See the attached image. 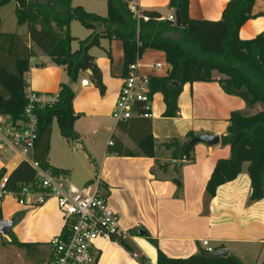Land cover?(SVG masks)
Returning <instances> with one entry per match:
<instances>
[{
    "label": "crops",
    "instance_id": "0c3cea01",
    "mask_svg": "<svg viewBox=\"0 0 264 264\" xmlns=\"http://www.w3.org/2000/svg\"><path fill=\"white\" fill-rule=\"evenodd\" d=\"M169 1L139 0L138 5L141 11H157L162 20H167L171 15L176 16ZM229 1L191 0L190 17L219 21ZM74 5L101 17L108 16L106 0H75ZM16 9L15 2L0 8L1 32L20 35L33 48L29 27L18 25ZM253 15L240 31L243 40L264 34V0H256ZM92 33L93 30L74 21L71 24V34L76 39L73 51ZM90 55L101 73L105 93L103 95L96 86L92 70L80 72L78 80L72 84L76 94L74 111L79 115L75 123L76 149L70 146L74 141L63 138L64 148L71 150V154H67L66 163L58 161L52 131L48 162L51 167L66 171L71 179L75 165L87 161L94 174L83 181L84 185L97 176L104 182L108 205L119 216L120 227L126 233L123 240L133 252L103 236L95 243L96 264H143L140 258L145 260L144 264H157L159 250L169 258H188L198 253L204 240H208L214 250L228 249L229 255H235L244 264H264V199L250 201L249 164L243 165L236 180L221 186L214 198L206 191L218 161L231 157L230 145L222 144V138L228 134L231 114L243 111L253 115L262 111L263 106L258 104L248 109L244 100L226 94L218 82L225 76L214 72V82H196L184 87L177 118L164 117V97L160 93L154 95V117L150 120L156 143L153 158L110 155L107 149L114 137L129 149H137L111 117L124 78L123 44L120 40L103 38L100 46L90 49ZM30 63L27 74L30 92L57 95L61 84L70 83L66 69L52 64L41 52H37ZM158 64L160 68L156 67ZM139 65L140 73L151 77H167L171 69L165 53L152 49L144 53ZM86 80L90 84L83 86ZM146 123H138V128ZM190 132L196 137L217 135L220 143L215 146L198 143L191 159H174V149L164 145L175 141L183 144L188 141ZM21 162L23 158L18 152L0 146V170L7 169L9 175ZM0 208L3 220L14 222L7 235H0V264H52L49 241L65 229L56 201L50 200L43 206H22L9 195L0 200ZM11 233L18 242L29 246L12 244ZM151 240L158 243V248Z\"/></svg>",
    "mask_w": 264,
    "mask_h": 264
},
{
    "label": "trees",
    "instance_id": "16d2710c",
    "mask_svg": "<svg viewBox=\"0 0 264 264\" xmlns=\"http://www.w3.org/2000/svg\"><path fill=\"white\" fill-rule=\"evenodd\" d=\"M75 0H0V8L11 2L17 4L18 25H28L30 48L24 39L14 33L1 32L0 19V117H9L13 123L23 119L28 106L27 90L32 57L41 52L49 57L52 64L64 67L70 83L61 84L56 102L45 107H37V140L34 157L45 169L56 173L66 171L50 166L48 159L54 123L67 141H74L77 133L75 123L79 115L74 111L75 92L72 84L82 71L92 70L93 80L104 95L105 86L90 49L100 46L101 39L120 40L124 49V77L130 65L141 59L149 50L162 51L171 66L167 77H151L152 94L164 97L166 110L164 117L177 118L180 114L179 98L187 84L214 82L213 73L225 76L218 82L224 92L245 101L249 109L261 104L263 110L250 115L235 111L229 119L228 134L222 138L223 145H230L231 157L219 160L207 183L208 196L214 198L218 189L238 178L243 165L248 163L251 180V202L264 199V34L251 40L240 37L242 27L254 18L256 0H230L219 21L194 20L190 17L191 0H170L169 7L179 10L183 27H177L169 20H162L157 11H141L137 18L128 8L127 0H106L108 16L87 12L82 6H75ZM53 3L54 5H51ZM147 17L148 20H145ZM77 21L83 27L93 30L92 35L79 42V49L73 51L76 40L71 34V24ZM177 36V38H175ZM173 82L178 83L171 88ZM148 122L138 128V123ZM119 128L135 143L131 150L122 140L113 138L107 152L118 157H149L155 155L156 143L149 119H132L119 123ZM193 132L188 141L165 144L174 149L173 158L189 160L195 146ZM8 175L7 169L0 170V182ZM36 172L27 163L21 162L8 175L6 189L19 191L24 185L36 182ZM178 187L180 182L176 181ZM3 220L0 208V222ZM1 235V233H0ZM12 244L27 247L18 242L11 233ZM133 252L123 239L116 240ZM151 242L158 248V243ZM144 264L145 260L140 258ZM157 264H244L235 255L209 258V253L200 248L198 253L188 258H169L158 251Z\"/></svg>",
    "mask_w": 264,
    "mask_h": 264
},
{
    "label": "built area",
    "instance_id": "2783aa9c",
    "mask_svg": "<svg viewBox=\"0 0 264 264\" xmlns=\"http://www.w3.org/2000/svg\"><path fill=\"white\" fill-rule=\"evenodd\" d=\"M128 8L137 18L142 13L139 0H127ZM148 20L147 17H144ZM176 24V16L168 17ZM139 61L130 65L123 78L122 87L111 113L117 123L132 119L152 120L154 95L151 91V76L142 75ZM156 67L160 68L158 64ZM89 80L83 82L88 86ZM28 106L23 119L13 123L9 117H0V146L18 152L23 162H27L36 172V182L24 185L17 192L6 189L8 175L0 182V200L12 195L22 206H43L55 200L63 215L64 232L49 241L52 249V264H96L98 254L95 243L101 237L121 240L126 237L120 227L119 216L109 207L104 194V182L97 176L92 182L76 185L67 173H56L45 169L35 160V142L38 132L37 107H45L56 102V95L48 96L27 90ZM109 145H113L111 141ZM208 253L215 250L208 240L202 242Z\"/></svg>",
    "mask_w": 264,
    "mask_h": 264
},
{
    "label": "rangeland",
    "instance_id": "374dc122",
    "mask_svg": "<svg viewBox=\"0 0 264 264\" xmlns=\"http://www.w3.org/2000/svg\"><path fill=\"white\" fill-rule=\"evenodd\" d=\"M249 109V108H248ZM251 113V112H249ZM65 140L63 139L59 127L57 123H54L53 125V143L55 146V156L58 159V161L67 160V154H71V150L64 148ZM77 142H73L70 146L74 149H76ZM62 162V163H63ZM73 167V166H72ZM72 169V168H71ZM92 174H94V171L92 169V166L85 161V163H82L81 165H75V167L71 170V180L78 186L84 185L83 181L85 179H88ZM11 199V198H10Z\"/></svg>",
    "mask_w": 264,
    "mask_h": 264
},
{
    "label": "water",
    "instance_id": "95a60500",
    "mask_svg": "<svg viewBox=\"0 0 264 264\" xmlns=\"http://www.w3.org/2000/svg\"><path fill=\"white\" fill-rule=\"evenodd\" d=\"M51 5H54L53 3H51ZM183 20L180 14L179 10H176V26L182 28L183 27ZM175 38H177V36H175ZM92 74V71H89ZM178 85V83L173 82L171 84V88H174ZM194 142L196 143H206L209 146H215L218 145L220 143V138L217 135H201V136H197L194 140ZM14 222L13 220L10 221H1L0 222V233L3 235H7L8 232L11 231L12 226H13ZM229 255V251L228 249L225 248H221L218 250H215L213 253H209V258L211 259H216V258H220V257H227Z\"/></svg>",
    "mask_w": 264,
    "mask_h": 264
}]
</instances>
